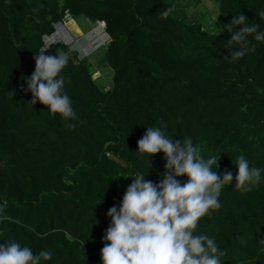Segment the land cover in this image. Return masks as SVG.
I'll use <instances>...</instances> for the list:
<instances>
[{
  "label": "trees",
  "instance_id": "obj_1",
  "mask_svg": "<svg viewBox=\"0 0 264 264\" xmlns=\"http://www.w3.org/2000/svg\"><path fill=\"white\" fill-rule=\"evenodd\" d=\"M217 1L212 28L202 0H0V244L51 252L41 264H102L108 210L132 178L159 183L165 171L163 152L138 151L146 128L157 127L190 137L205 158L219 154L221 177H235L240 154L262 170L249 192L234 179L225 186L195 234L214 239L221 264H264V41L249 35L254 51L231 60L240 45L228 49L227 29L218 35L240 13L264 32V0ZM66 13L89 28L104 21L109 40L85 57L75 40L45 44ZM41 48L69 53L63 91L75 118L30 103L26 78ZM97 66L111 69L108 87Z\"/></svg>",
  "mask_w": 264,
  "mask_h": 264
},
{
  "label": "clouds",
  "instance_id": "obj_2",
  "mask_svg": "<svg viewBox=\"0 0 264 264\" xmlns=\"http://www.w3.org/2000/svg\"><path fill=\"white\" fill-rule=\"evenodd\" d=\"M168 11L170 9L162 15L166 16ZM259 15L264 19V11ZM237 26L242 27L233 31ZM225 29L232 33L227 41L228 49L234 43L240 45L225 59L236 60L247 51H254V47H249V35H254L255 41H264L259 25L248 23L242 13L219 28L218 35ZM87 33L86 38L90 39L85 46L90 47L80 48L82 57L109 40L105 28L93 25ZM46 38L45 44H49ZM57 40L63 41L62 38ZM47 50H38L34 58L35 71L26 78L27 90L33 97L30 103L35 105L39 101L48 107L49 113L59 114L65 120L75 118L71 98L63 91L65 77L62 72L69 61V53L57 49L55 55H46ZM137 145L138 151L149 157L163 152L165 171L159 183L145 180L146 176L141 175L132 178L119 208L113 206L108 210L111 223L102 237L105 241L101 249L102 264H221L220 258L225 252L218 248L213 238L195 234L198 223L210 211L221 207L218 198L233 179L237 190L249 192L261 182L262 170L250 166L245 155L240 154L236 157L235 177L230 171H225L221 177L216 170L219 154L205 158L190 137L183 141L173 140L157 127H147ZM181 176L188 178L185 183L177 179ZM51 258L49 251L41 250L34 255L29 246H21L14 240L0 244V264H41Z\"/></svg>",
  "mask_w": 264,
  "mask_h": 264
},
{
  "label": "rangeland",
  "instance_id": "obj_3",
  "mask_svg": "<svg viewBox=\"0 0 264 264\" xmlns=\"http://www.w3.org/2000/svg\"><path fill=\"white\" fill-rule=\"evenodd\" d=\"M200 9H202V20L203 22H207L208 26L212 27L213 18L217 16L219 12V6L217 0H202ZM217 25V24H216ZM215 24L212 28H215ZM88 22L86 21L84 16H78L73 18V20L67 22L65 27H60L56 30V32L51 35L50 37L46 38L47 41H54L57 38H62L63 42L69 43L75 40L80 48L90 47L89 45L85 46V43L90 39L86 38L88 33ZM90 29V28H89ZM100 52L97 53V56ZM100 66V65H99ZM99 66H97V70L94 72L95 77H100L98 82L101 86L108 87L109 83L111 82L112 71L110 68L105 67V72L100 71Z\"/></svg>",
  "mask_w": 264,
  "mask_h": 264
},
{
  "label": "built area",
  "instance_id": "obj_4",
  "mask_svg": "<svg viewBox=\"0 0 264 264\" xmlns=\"http://www.w3.org/2000/svg\"><path fill=\"white\" fill-rule=\"evenodd\" d=\"M72 19L71 15L69 13H66L65 17H64V20H62L61 22H58L56 24V29L60 28V27H65V23L67 20H70ZM96 27H99L101 29H104L106 27V24L104 21H100L99 23H97L95 25Z\"/></svg>",
  "mask_w": 264,
  "mask_h": 264
},
{
  "label": "bare ground",
  "instance_id": "obj_5",
  "mask_svg": "<svg viewBox=\"0 0 264 264\" xmlns=\"http://www.w3.org/2000/svg\"><path fill=\"white\" fill-rule=\"evenodd\" d=\"M71 20H72V19H70V20H67V21H66V23H67V22H69V21H71ZM66 23H65V24H66Z\"/></svg>",
  "mask_w": 264,
  "mask_h": 264
}]
</instances>
